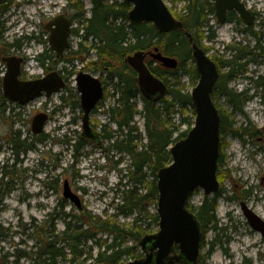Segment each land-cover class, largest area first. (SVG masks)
Listing matches in <instances>:
<instances>
[{
  "label": "trees",
  "instance_id": "trees-1",
  "mask_svg": "<svg viewBox=\"0 0 264 264\" xmlns=\"http://www.w3.org/2000/svg\"><path fill=\"white\" fill-rule=\"evenodd\" d=\"M6 2L8 0L0 2V60L19 51L23 46V39L41 41V38L33 34L13 41L4 38L6 21L3 17L11 7V3ZM212 5L211 0H190L188 15L178 17L185 29L191 32V41L180 30L160 33L150 22L141 25L130 23L128 13L132 6L127 1L92 0L90 16L87 15V10L80 0L69 3L68 9L72 11L70 17L80 26L73 32V35L79 39L78 48L68 51L67 60L69 62L80 60L81 63L86 62L85 70L94 69L102 74L107 73L104 83L106 87L112 83L114 88L112 95L114 103L104 111L109 121L98 125H100V136L104 144L105 142L110 144L103 145L101 149L119 152L122 157L120 161L125 158L128 161L126 168L122 170L124 174L119 184V201L116 206L118 213L102 217L89 211L86 206L69 213L62 212L64 230L57 233L54 226L53 231L48 230L51 225L48 220L45 227L39 228L41 233L39 231L33 233L37 237L30 236L35 240L31 251L16 249L15 252L6 256L1 255L0 249V264H21V259L27 260L28 264H57L63 260H68L72 264H84L86 261H90V264H121L125 257L136 259L143 256V254H136L134 247L125 246V243L128 238L139 241L148 233V228L143 229L145 222L142 214L152 218L155 224L159 222L158 214L148 212L151 204L158 205V173L173 162L172 145L185 138L195 124L196 111L191 92L186 90L182 78L187 77L192 87L197 84L199 73L192 55V43H196L209 52L211 48L204 45L203 40L213 42L217 37L211 27L199 33L192 31L194 27L197 26V29H200L204 23L209 22V16L214 13ZM251 27L253 38L248 45L229 44L222 54L212 56L220 72V78L212 96L220 111L221 132L225 135L231 131L243 139L250 129L236 128L234 122L229 119V110L224 108V105L219 106L215 97L218 92L220 96L226 97L229 108L243 111L246 99L251 100L255 96V92L250 94L251 90L248 87L243 93L229 88L234 78L243 76L249 71V63L264 59V32L255 31L254 27ZM154 47H158L164 55L175 57L179 61L176 69L165 68L156 61L147 62L152 73L162 79L168 87V94L159 101L148 100L143 95L136 82L137 73L125 62L128 55ZM91 51L95 53L93 58H90ZM54 57L44 52L36 59L45 67L47 61ZM72 73L71 71L69 74ZM254 77V75L247 76L257 88L263 87L264 78L261 75L255 77L256 79ZM66 92L77 94V91L70 86L66 88ZM75 100L72 99L71 104L77 106L78 102ZM138 100L142 102V109L139 108ZM3 111L5 112L4 109ZM189 113L192 116L188 115ZM138 115H141L144 120L145 136L136 125L135 117ZM112 124L115 128L111 127ZM183 125H188V128L181 129ZM253 129V134L260 132L255 127ZM77 138L79 142L74 144L67 138L60 142L71 145L75 151H79L88 141L83 140L81 135ZM48 139V134L44 133L42 141L45 142ZM219 162H222L221 158ZM220 170L221 166L218 165L219 179L224 172ZM65 205V202L61 204L62 210ZM208 207L209 201L205 199L202 212H197L200 220L202 215L208 212ZM133 215V222L127 228V225L118 221L119 217ZM151 223L152 221L147 225ZM7 231L9 229L3 228L0 223V240L7 238ZM102 233L110 237V243L99 237ZM95 248H98V252L94 255ZM11 258L13 260H9Z\"/></svg>",
  "mask_w": 264,
  "mask_h": 264
},
{
  "label": "rangeland",
  "instance_id": "rangeland-1",
  "mask_svg": "<svg viewBox=\"0 0 264 264\" xmlns=\"http://www.w3.org/2000/svg\"><path fill=\"white\" fill-rule=\"evenodd\" d=\"M73 1L76 0H8V2H6L7 4L11 3V7L3 17L6 21L4 24L6 31V33H4V38L13 41L17 38H25L31 34L41 38L40 42L37 40L28 41L23 39V46L19 50L21 54L17 52V54L19 53L26 58L23 68L26 69L25 73L28 75L39 76L45 71L48 72L51 69H55L56 66H64V63H59L60 59H57L55 52L49 45L45 26L53 17L60 13H66L70 16L72 11L68 9V5ZM80 1L84 4L87 15L89 16L91 0ZM244 1L259 14L255 21L254 29L259 32H264V0ZM166 2L168 3L167 6H170L171 2L169 0H166ZM173 2H175L174 4L178 8L177 12L182 13L180 9L184 8V6H182L184 3L181 4L179 2L178 4V0H174ZM74 24L75 27L80 26L77 22ZM213 30L216 32L217 36L215 41L208 42L206 39L203 40L204 45L211 48L209 51L211 57L217 56L218 53L225 51L226 46L233 44L238 38L234 35L235 33L232 30L231 24L217 26L214 27ZM250 40H252L251 37L247 42L249 43ZM78 42L79 39L73 36L71 49L76 50L78 48ZM245 43L246 42H243L244 45H246ZM253 44L254 43L251 41V45ZM43 52H48L55 56L50 59L49 62L47 61L45 68L39 66L34 60V56ZM93 57L94 52H91L90 58ZM56 61L57 63H55ZM84 63H81L80 60L73 61L72 65L74 68L71 70L73 73L69 74V76L71 75L69 80V86L71 88H73L74 85L75 74L81 70H85ZM46 68L49 69L47 70ZM71 71L69 70V73ZM85 71L94 76L100 75L99 71L94 69ZM248 75H254L255 77L261 75L264 78V61L261 63L249 64V71L245 75L238 76L235 80L230 82L229 88L241 91L244 88L243 83H245V88L248 87L251 90L250 94L255 92V96L252 97L243 108L245 116L238 115L236 120L242 122L247 119V121H251L253 127L260 132L255 138L249 136L245 137L251 144L245 143L241 138L231 135L228 136L226 142H224V148L221 150L225 154L226 160L221 166L220 171H224L222 175L224 196L230 195L233 186L236 187L238 184L239 186H246L249 188L255 187L253 191L256 197L260 199L264 197V183L261 182V178L264 176V102L259 98L257 93L262 90L261 97L264 94V89L261 87L257 88L254 82L247 78ZM182 81L185 83L187 91L191 92L195 87L189 84L188 78L185 76L182 78ZM113 90V84L111 83L106 88V96L108 95L106 101L104 98L99 109L91 116L92 126H96V129L98 127L100 128L98 124H104L109 121L104 111L114 102V96H112L114 93ZM66 93V91L65 93L62 92L64 95ZM62 94H56L50 99H39L27 105L22 111L17 109V112L22 114V116L19 117H22L25 124L18 120L13 124L12 120H15L13 111L7 110L4 112L0 104V142L3 144H8V140H11L15 130H21L29 136V131L31 132V120L37 115V112L34 111L35 109L42 107V112H46V109H50V111L54 110L52 118L45 126V133L49 136L48 141L42 144L41 147H38V152H34L30 155L31 160L34 162L30 161L27 163L28 166L33 168L36 167L37 170L39 164L40 170L43 169V173L38 174L39 172H37L36 174H31V172L28 171L25 177L28 190H36L42 193L41 197L36 201L40 203L41 207L30 208L27 205H20L12 201L10 198L8 199L7 203L12 204V206H10V208L6 207L0 214V223L2 227L9 229V231L6 232L7 238L0 240L1 255L8 256L15 252L16 249H21L26 252L31 251V248L35 244V240L31 239L30 236L35 238L37 236H34L33 233L38 231L41 233L39 228L41 229L46 226L49 220L48 216L51 218V225L48 230L53 231V226L57 233L64 230L65 223L62 219V212L69 213L73 210H78L72 202L65 200L63 196V184L65 180L70 182L72 190L80 196L83 206H86L92 213L102 217H106V215L109 217L110 215L118 213L116 206L119 201V184L124 174L122 170L126 168L128 161L124 155L123 157L125 159L120 161L122 157L119 152H115L112 149L110 151H105L88 142L83 149L79 151H75V148H72L71 145L60 142L67 138L71 139L72 143H78L77 137H79L83 131L81 119L76 118V122L71 123V120L77 116V111H72L70 108L66 109L59 107L61 105L60 95ZM138 101L139 108L142 109V102L140 100ZM224 108L228 109L227 106ZM188 115L192 116L191 113ZM135 122L145 136L143 118L137 116ZM111 127L114 128L113 125H111ZM187 128L188 125H183L181 129L184 130ZM108 145L109 144L105 142L104 146ZM6 149H3L2 153H0V162L6 157ZM116 162L120 163L117 164ZM219 174L221 173L219 172ZM33 175H36V182L35 185L30 187ZM40 179H46L45 181L48 184L49 182L56 183L57 190L49 191L46 184L40 182ZM15 193H17V191ZM204 195L205 193L202 189H197L192 195L189 205L194 209L200 207L205 199ZM62 202L66 203L63 210L61 209ZM33 204H35V202H33ZM219 205L218 217L223 220L226 217V211L228 208L230 209L231 206L224 200H221ZM256 208L258 211H262L264 202L257 204ZM233 210L237 215H241L239 205H235ZM148 212L150 214H158V205L155 206L151 204L148 207ZM142 217L145 222L143 229L148 228V230L155 233L159 230V223L155 224L152 218L145 214H142ZM133 219L134 215L131 217H119L118 221L127 225V228L132 224ZM151 221L152 223L147 225ZM213 236L214 232L208 233V238H213ZM99 237L108 240L109 243L111 242L110 237L105 233L100 234ZM244 240L243 248L248 247V250L244 251L248 257L252 258L253 264H259V260H257L256 257L258 255L257 250L255 248L249 249L252 241L251 237L248 236ZM256 242H259L258 238H256ZM125 246L134 247V252L136 254L141 253L139 242L135 239L128 238ZM240 247L241 245L237 244L236 248L239 249ZM260 248H262V246H260ZM97 252L98 248H95L93 251L94 255L97 254ZM134 259L135 258L125 257L124 262L133 261ZM9 260H13V258ZM241 260L240 254L237 253L234 264H238ZM230 263L231 259L222 254L220 250H216L208 260V264ZM21 264H28V261L21 259ZM57 264L72 263L68 260H63ZM84 264H90V261H86Z\"/></svg>",
  "mask_w": 264,
  "mask_h": 264
},
{
  "label": "water",
  "instance_id": "water-1",
  "mask_svg": "<svg viewBox=\"0 0 264 264\" xmlns=\"http://www.w3.org/2000/svg\"><path fill=\"white\" fill-rule=\"evenodd\" d=\"M125 1L132 5L128 13L132 24L150 22L160 33H169L183 27V22L173 16L164 0ZM214 2L222 24L225 23L227 10H236L246 24H252V13L241 0ZM45 29L49 32L50 47L57 58H63L70 47L72 20L66 14H60L48 22ZM188 37L192 40L190 34ZM154 51L150 54L164 67H178L177 58L164 56L158 48ZM146 55L145 51H137L127 56L125 62L137 73L136 82L145 97L151 101H159L168 94V87L152 73L146 64ZM192 55L199 73L198 83L191 92L196 111L195 124L185 138L172 146L173 162L158 173L159 231L141 239L139 244L146 252L144 258L121 264H172L173 260L183 264H198L202 231L198 217L188 210L187 203L196 189H202L208 196L217 193L220 188L217 169L221 144V116L212 97L220 75L216 62L196 43H192ZM3 60L7 64L2 82L3 91L12 102L27 105L44 94L50 97L58 93L65 85L58 71H52L38 79L21 81L19 76L23 59L11 55ZM76 82L78 90L82 93L81 105L85 111L82 119V138L101 145V137L90 125V112L104 96V87L97 77L84 71L77 75ZM47 122V113L37 114L33 121V133H43ZM63 196L78 209L82 208L81 198L72 190L68 180L64 182ZM249 212L246 211L249 224L264 236V221ZM175 244L179 247V254L171 257Z\"/></svg>",
  "mask_w": 264,
  "mask_h": 264
},
{
  "label": "flooded vegetation",
  "instance_id": "flooded-vegetation-1",
  "mask_svg": "<svg viewBox=\"0 0 264 264\" xmlns=\"http://www.w3.org/2000/svg\"><path fill=\"white\" fill-rule=\"evenodd\" d=\"M169 1L171 3H170V6L168 5V7H169L170 11L172 12V14L178 20H180L178 18L179 16L185 17L188 15V13H189L188 6L190 4V0H178V4H179V2L181 4L184 3L182 6H184L185 9L184 8L180 9L182 11V13L177 12L178 8L175 6V4H174L175 2H173L174 0H169ZM196 1H199V0H196ZM201 1H205V0H201ZM211 1L213 3L212 6L214 8V13L209 16V22L207 24L204 23L203 27L200 29H197L198 28L197 26L194 27L192 31L199 33L200 31L207 30L210 27L212 29H214V27H217V26H223L226 24H231L232 30L235 33L234 35H236L238 37L236 39V42H233V44L244 45L243 42H246L245 44L248 45L250 42L248 43L247 41H249L250 37L253 38L252 34H251V28H252L251 26L254 27L255 21L259 15L258 12L247 4L248 7L250 8L251 13H252L251 20L253 22L251 25H248V24L243 22V19L240 17V15L238 14V12L236 10H227L226 15H225V23L222 24L219 21L218 11H217V8L215 6V2H214V0H211ZM165 2H166V0H165ZM244 2H246V1H244ZM166 4H168V3L166 2ZM74 30H75V27L73 26L70 37H69L70 46L72 43V37H73ZM179 30L184 32L187 36H188V34L191 35V32H189L187 29H185L184 24H183V27ZM253 30H255V29L253 28ZM155 48H158V47H154L152 49L144 50L147 53L146 62L156 61L152 57V55L150 54V52H155L154 51ZM17 52L20 53V51H17ZM159 52H161L160 49H159ZM223 52L224 51H222L221 54ZM19 53L18 54L13 53L12 55L20 56L23 59L22 67H21V73L19 76V79L21 81L34 80L37 78H41V77L46 76L47 74H49L50 72H52L54 70H58L60 75L64 78V80L66 82V86L64 89H61L56 94H62V92L65 93L66 88L69 86V80L71 77V76H69V70L71 71L74 68L72 65L73 62H69L68 60H66V55L63 58H60V62H59V63H64V66H59V67L56 66L55 69H51L48 72L45 71L42 75H39V76H34V75L30 76L27 73H25L26 69L23 68L26 58L23 55H20L21 53L20 54ZM161 53L163 54V52H161ZM40 54H42V53H40ZM40 54H37L35 56V61L37 62V64L39 66H41L42 68H45L36 59L37 56H39ZM164 56H167V55H164ZM262 61H264V59L262 60V58H261L258 62H251L249 64L261 63ZM156 62H158V64H161V63H159V61H156ZM1 71H2V67H0V79H1L0 104L3 107V109L5 110V112L7 110L13 111V114L15 116L14 117L15 120H12L13 124L16 123L17 120L19 122H23V124H25L22 117H19L22 115L20 112H17V109H19V111H22V109L25 108L27 105L22 106L19 103L12 102L5 96L4 91H3V83H2L3 78H2ZM82 71H84V70H82ZM99 73L101 76L99 75V76H97V78L100 79V81L102 82L105 91H104V96L102 97V99L99 100L97 105L91 110V114H90V124L91 125H92L91 116L94 113H96V111L99 109V106L102 104V101H104V98L106 95V88L107 87L104 83V81H105L104 79L107 78V73L102 74L100 71H99ZM219 78H220V76H219ZM235 79L236 78H234L233 80H235ZM218 81H219V79H218ZM75 82H76V80L74 79L73 88L75 91H77L76 95L68 93V92L65 95L64 94L60 95L61 105L59 107L60 108H66V109L70 108L72 111L76 110L78 113L77 116H75L71 120V123L76 122V118L81 119V122H82V119L85 116L84 109L82 108V105H81V94L78 91L77 86H75ZM243 84H244V88L241 91L236 90V92L243 93L246 91L245 83H243ZM215 88H214L213 93L215 92ZM261 88L264 89V86ZM56 94H54V95H56ZM257 94L259 95V98H261L264 102V94L260 97V95L262 94V90L259 91ZM54 95H52L50 97L42 95L41 97L31 101L29 103V105L33 102L38 101L39 99H43V98L44 99H50ZM72 99H74V100L76 99L75 101L78 102L77 106L75 104H71ZM215 100L219 106L224 105V107L225 106L228 107V101H226V97H224V95L220 96L217 92ZM249 100H250V98L246 99V101L244 102L243 108L245 107L246 103L249 102ZM217 109H218V107H217ZM228 110L230 113L229 119H230V121L232 120L234 122V125L236 128L237 127L238 128L239 127H248L250 130H249V133L247 134V136L252 137V138L257 137V135L259 133L257 132L255 134H253V132H254L253 128L254 127H253L251 121H247V119H245L242 122H238L236 120L238 115H244L245 116L244 111H241L239 109H233V107H230V108L228 107ZM34 111L37 112L36 114H39L43 111V108L39 107V108L35 109ZM53 111L54 110L50 111V109H46V112H48L47 114H49L48 115V119H49L48 122L52 118ZM219 113H220V111H219ZM34 118L31 120V132L29 131V136L26 135L25 133H23L21 130H15L13 132L14 134H13L11 140L10 141L8 140V144H3L0 142V153H2L3 149L7 148L6 152H5L6 157H4V159L2 160L3 162L2 161L0 162V214L6 207L10 208V206H12V204L7 203L9 198L12 201H15L16 203H18L20 205H27L30 208H38V206L41 207L40 203H37L36 201H38V198L41 197L42 193L40 191H36V190H34V191L28 190L27 185H26V180H25L26 173L28 171H30L31 174H33V173L36 174L37 172H39L38 174L43 173V169L40 170L39 164H38V170H40V171H38L36 167L33 168V167L27 165V163H29L30 161L34 162L33 160H31L30 155L34 152H38V147H41V145L46 142V141L45 142L42 141V136L45 133V130L41 134L33 133L32 127H33ZM98 130L100 131V128ZM230 135L237 137V138H241L238 135L233 134V132H231V131L225 135L222 134V132H221L222 149L224 148L223 147L224 142H226L227 137ZM245 137L246 136H244V138ZM241 139H243V138H241ZM220 158H221L222 162H218V165L222 166L226 160L225 154L222 151L220 152ZM41 165H42V161H41ZM46 172H47V170H46ZM217 175H218V169H217ZM35 178H36V175H33L32 183H30V187L35 185V182H36ZM46 179H48V178H46ZM222 180H223L222 178L219 179L220 188H219L217 193H214V194L208 195V196L204 195L205 199H208V201H209V207L207 208L208 212L205 215H202V220H200L198 218V220L200 222V226H201V231H202V240H201V244H200V256L198 259V264H208L209 258L213 255L214 252H216V250H220V252H222V254H224L225 256H228L231 259L230 264H234V262L236 260L237 253L240 254L241 259H242L238 264H253L252 258L248 257V255L244 251V250H248V247L243 248V244L245 241L244 239L248 236L251 237V239H252L251 245L249 246V249L255 248L258 252V255L256 256L257 260H259L258 263L264 264V236L260 232L254 230L251 227V225L249 224V220L246 216V211L248 213H250L249 211H251L252 213L258 215L264 221V208L262 209V211H258L256 208L257 204H259L260 202H264V197L260 198V199L256 197V195L253 191V189L255 187L249 188L246 186H239L238 184L236 185V187L233 186V190H232V193L230 195L224 196L225 193H224L223 188H222ZM40 182L45 183L46 186L48 187L47 189L49 191L57 190L56 183L49 182V184H48V183H46L45 179H40ZM261 182L264 183V176L261 178ZM16 191H17V193H15ZM221 200H224L227 204H229L231 206L230 209L228 208V210L226 211V217L223 220L218 217V210H219V206H220L219 204H220ZM33 202H35V204H33ZM243 203H245V204H243ZM203 205H204V201L202 202L201 206L196 208V209L192 208V206L189 205V203H188L187 207H188V209L193 211L195 213V215L197 216V212H202ZM211 205H212V207H211ZM235 205H239L241 215H237L235 213V211L233 210ZM244 205H245V207H244ZM15 209H17V208H15ZM212 215H214V218H212ZM48 219L51 222V218L49 216H48ZM210 232H214L213 238H208V233H210ZM153 233H155V232H151L150 230H148V233L146 235H150ZM146 235H144V236H146ZM143 237H141V239ZM256 238L259 239V242H256ZM137 242H140V240ZM237 244L241 245V247L239 249L236 248ZM260 246H262V248H260ZM145 253L146 252L143 249H141V253H139V254H143V256L139 257L138 259L145 257ZM178 254H179V247L177 244H175L174 250L171 254V257L176 256ZM123 263H125V262H123ZM172 264H183V263L178 262L177 260H173Z\"/></svg>",
  "mask_w": 264,
  "mask_h": 264
},
{
  "label": "bare ground",
  "instance_id": "bare-ground-1",
  "mask_svg": "<svg viewBox=\"0 0 264 264\" xmlns=\"http://www.w3.org/2000/svg\"><path fill=\"white\" fill-rule=\"evenodd\" d=\"M185 9V8H184ZM91 15V14H90ZM130 21V20H129ZM131 23V22H130ZM253 23V22H252ZM244 37V36H243ZM245 38V37H244ZM242 39V38H241ZM244 41V40H243ZM158 51H159V49H158ZM94 56H95V53H94ZM170 57V56H169ZM34 60H35V56H34ZM263 60V59H262ZM157 77V76H156ZM31 78V77H30ZM63 78V77H62ZM64 79V78H63ZM100 80V79H99ZM102 83V82H101ZM64 86H63V88L62 89H64L65 88V86H66V82H65V80H64ZM103 85V84H102ZM167 85V84H166ZM75 86H77V82H75ZM104 87V86H103ZM77 89H78V86H77ZM61 90V89H60ZM79 91V90H78ZM80 92V91H79ZM142 92V91H141ZM80 94H81V96H82V93L80 92ZM144 95V94H143ZM145 96V95H144ZM114 103V102H113ZM109 108V107H108ZM85 112V111H84ZM91 113V112H90ZM22 115V114H21ZM49 115V114H48ZM140 116V115H139ZM141 117V116H140ZM135 118H137V116L135 117ZM49 120V119H48ZM113 125V124H112ZM114 127H115V125H113ZM71 140V139H70ZM72 141V140H71ZM113 142V141H112ZM108 143V142H107ZM74 144V143H73Z\"/></svg>",
  "mask_w": 264,
  "mask_h": 264
}]
</instances>
